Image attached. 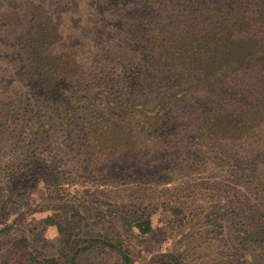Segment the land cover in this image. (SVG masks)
<instances>
[{
	"label": "rangeland",
	"instance_id": "1",
	"mask_svg": "<svg viewBox=\"0 0 264 264\" xmlns=\"http://www.w3.org/2000/svg\"><path fill=\"white\" fill-rule=\"evenodd\" d=\"M97 11L89 0H0V264L32 258L61 264H264V249L240 241L245 229L264 230V186L244 178L246 158L234 160L203 145L208 138L257 143L264 180L262 107L247 122H203L216 126L213 133L199 128L176 138L186 142L178 165L169 157L183 149L157 136L152 113L145 117L137 110L123 117L96 102L82 108L78 121L68 122L62 108L67 96L75 94L77 109L87 94L105 98L107 91L122 98L134 86L150 84L142 56L126 65L122 57L132 54L108 51L97 39L105 25ZM117 22L114 31H123L125 21ZM36 31L63 37L55 57L47 58L50 66L59 56L67 71L54 103L40 97L24 101L26 45ZM249 81L248 86L264 87L256 76ZM244 103L241 99L238 108ZM110 112L125 122H104ZM124 135L131 140L129 159L109 149L110 140ZM209 213L230 224L224 238L213 233ZM143 220L153 223L146 236L135 226ZM20 240L24 248L14 252Z\"/></svg>",
	"mask_w": 264,
	"mask_h": 264
},
{
	"label": "trees",
	"instance_id": "2",
	"mask_svg": "<svg viewBox=\"0 0 264 264\" xmlns=\"http://www.w3.org/2000/svg\"><path fill=\"white\" fill-rule=\"evenodd\" d=\"M89 2L96 5L99 17L105 22L103 28L97 31L100 38L97 39L107 44L108 51L116 52L114 49L120 48L126 49L125 55L132 54L130 59L122 57L126 65L142 56L150 84L137 90L135 89L138 86H134V90L128 92L130 98L125 94L122 98L115 97L112 92L107 91L103 92L105 98L100 94H87L84 99L79 100V104L84 106L77 109L76 104L74 105L75 94L67 96L62 108L67 112L68 122L78 121L82 108L96 102H100L111 112H124L123 117L137 110L145 117L152 113L149 120L154 122L151 127L157 136L164 137L169 146L183 149V152L169 157V163L178 165L180 157L185 155L186 142L183 139L176 141V138L191 136L199 128L205 130V133H213L216 126L209 129L203 122H247L249 117L257 115V112H252L257 107H262L261 112L264 114V87L248 86L250 78L255 76L264 86V0ZM47 19H50L51 25L56 21L54 17ZM118 20L125 21L123 31H114L115 24L119 25ZM48 32L32 33V41L26 45L24 62L26 61L28 72L23 76L24 101L40 97L44 102L54 103L55 89L67 80L64 76L67 74L66 67L63 68L59 56L50 62V66L47 62V58L55 57V45L61 42L63 37ZM68 44L72 50L79 49L74 48L73 43ZM234 62L237 63L234 65ZM255 62H260L262 66ZM45 67L51 73H45ZM241 99L245 103L238 108ZM158 106L162 109L156 112ZM234 109L245 110L237 114ZM164 111L167 113L161 116ZM121 117L111 113L104 122H125ZM167 122H178L180 125L172 128ZM219 132L220 130L217 131ZM100 140L101 132L98 133L96 145ZM110 141L114 143V146L109 148L112 153L129 159V136L114 137V140ZM203 145L216 148L234 160L246 158L242 171L248 175L244 178L255 180L264 186L261 169L257 167L260 160L257 143L241 139L224 142L218 141L217 138H208ZM252 153L254 154L250 156ZM149 154L155 155L152 151H149ZM189 157L196 163L193 155ZM33 183L35 185L37 180H33ZM234 214L238 216L236 212ZM207 217L213 227V233L218 236L217 239L224 238L223 234L231 228L230 224L214 213H209ZM49 221L52 222L51 217ZM135 226L145 236L153 230L150 220L138 221ZM240 237L241 243L243 240L244 243L255 244L264 249V230L253 232L245 229ZM23 244L24 240L17 241L13 251L23 249ZM125 253L129 260V255ZM172 257L180 262V258L174 255ZM5 264L61 263L55 259L32 258L21 262L11 259Z\"/></svg>",
	"mask_w": 264,
	"mask_h": 264
}]
</instances>
